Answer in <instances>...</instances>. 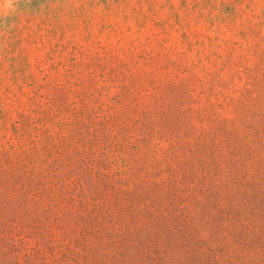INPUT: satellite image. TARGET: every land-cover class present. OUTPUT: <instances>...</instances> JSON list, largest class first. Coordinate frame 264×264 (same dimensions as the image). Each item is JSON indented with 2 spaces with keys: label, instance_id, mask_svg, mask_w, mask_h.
Here are the masks:
<instances>
[{
  "label": "rangeland",
  "instance_id": "rangeland-1",
  "mask_svg": "<svg viewBox=\"0 0 264 264\" xmlns=\"http://www.w3.org/2000/svg\"><path fill=\"white\" fill-rule=\"evenodd\" d=\"M0 264H264V0L0 12Z\"/></svg>",
  "mask_w": 264,
  "mask_h": 264
},
{
  "label": "clouds",
  "instance_id": "clouds-1",
  "mask_svg": "<svg viewBox=\"0 0 264 264\" xmlns=\"http://www.w3.org/2000/svg\"><path fill=\"white\" fill-rule=\"evenodd\" d=\"M17 0H0V12L7 9L9 12L15 11Z\"/></svg>",
  "mask_w": 264,
  "mask_h": 264
}]
</instances>
